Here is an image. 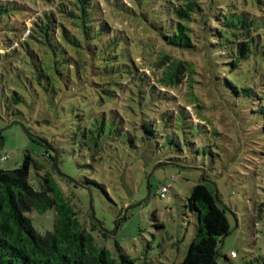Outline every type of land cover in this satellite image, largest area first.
Returning <instances> with one entry per match:
<instances>
[{
  "label": "trees",
  "instance_id": "16d2710c",
  "mask_svg": "<svg viewBox=\"0 0 264 264\" xmlns=\"http://www.w3.org/2000/svg\"><path fill=\"white\" fill-rule=\"evenodd\" d=\"M44 1V7L27 13L23 2L0 0V35H5L0 40L14 51L16 44L31 39L37 48L26 49L23 59L29 55L30 62L25 60L22 64L18 86L34 91L41 99L48 96L51 107L58 100L66 121L69 112L75 114L74 120L81 121L78 126L82 134L85 136V130L88 131L95 147L98 148L104 132L110 103L123 102L127 108L132 101L141 109L140 113L131 115L132 118L122 117V121L127 119L131 124V143L134 145L138 140L144 143L155 137L158 130H164L172 137H168L169 143H175L177 151L164 164L188 161L187 165H191L189 159L194 156L197 159L200 153L205 157L209 153L219 157L223 154L221 145L208 144V134L201 122H194L184 108L175 111L169 107L168 96L156 93V85H151L145 73L138 70L140 65L132 52L133 40L129 42L123 34L127 31L115 27L114 18L143 16L150 25L147 30L159 37L156 39L163 47L191 52L201 49L207 58L216 61L217 67L226 71L224 76L217 75L216 88L226 106H236L233 117L241 125L238 133L255 136L264 148V15H261L264 0H241L243 5L247 1L253 4L259 14L236 11L220 0ZM194 30L199 32L200 41L193 40ZM49 47L56 58H50ZM172 64L155 84L174 85L181 64L178 61ZM11 90L13 105L26 101L19 90ZM157 99L163 102L159 105L155 103ZM43 141L47 143L44 137ZM215 145L220 148L218 152L213 150ZM48 150L53 153L46 151V162L40 163L28 152L19 167L0 169V264H134L117 242L119 259L96 242L97 236L108 234L103 231L104 220L98 218L96 211L92 215L90 194L92 185L102 188L103 185L91 178L77 182L64 174L72 190V195H67L55 176L61 173L55 158L58 149L49 144ZM205 177L190 189L187 198L196 232L181 264H220L219 246L230 232L227 212ZM79 187L87 192L90 217L100 232L97 236L76 210L73 197L79 195L76 190ZM49 209L55 211L54 228L39 232L29 214L45 213ZM121 216L120 213L114 219L117 227L123 224ZM230 258L236 257L225 256L228 261Z\"/></svg>",
  "mask_w": 264,
  "mask_h": 264
},
{
  "label": "rangeland",
  "instance_id": "374dc122",
  "mask_svg": "<svg viewBox=\"0 0 264 264\" xmlns=\"http://www.w3.org/2000/svg\"><path fill=\"white\" fill-rule=\"evenodd\" d=\"M15 1L25 3L27 13L45 4L43 0ZM220 3H227L236 11L259 14L248 1L244 5L241 0H220ZM261 11L264 15V9ZM114 22L115 27L127 31L123 34L129 42L133 40L132 52L140 65L138 70L145 73L151 85H156V93L168 96V106L175 111L184 108L194 122H201L208 134V144L221 145V158L212 156L207 148L208 157L200 153L196 159L193 155L189 159L191 165H187L188 161L164 164L163 161L177 154L175 143H169L168 137H172L162 132L164 130H158L155 137L151 136L144 143L138 140L133 145L129 136V133L133 134L131 124L127 119L122 121V117L128 115L132 118L131 115L140 113L141 109L132 101L128 104L130 108H124L123 102L110 103L104 132L98 148L95 147L90 142V133L85 130V136L82 134L78 126L81 121L74 120L75 114L69 112L66 121L58 100L51 107L48 96L43 95L41 99L34 91L18 86L22 64L25 60L30 62L29 55L25 59L23 55L26 49L37 48L31 39L27 43L16 44L14 51L1 39L0 133L4 143L0 152L9 153V158L0 162V169L19 167L28 152L40 163L46 162V151L53 153V150H48L49 144L55 146L61 170L55 176L67 195H72L67 182L69 178L77 182L91 178L103 185L104 190L101 186L92 185L91 193L96 215L106 223L103 231L108 236H97L100 232L90 217L87 192L79 187L76 189L79 195L73 197L85 225L97 236V244L119 259L117 242L134 264H181L196 232L195 217L187 198L190 189L207 175L208 183L215 189L219 204L226 210L230 221V232L219 246V263L264 264V148L255 136L238 133L241 125L233 117L236 106H226L216 88L217 75L224 76L226 71L217 67L216 61L207 58L201 49L191 52L163 47L156 39L158 36L147 30L150 25L143 16H118ZM27 23L31 25L30 21ZM194 32L193 40L200 41L199 32ZM3 36L1 34L0 38ZM56 51L61 59L59 50ZM49 56L56 58L50 47ZM163 61L165 65H162ZM175 61L181 66L176 70L174 85L164 87L155 84L166 67L170 70L168 66H173ZM33 84L36 85L35 82ZM11 89L19 90L26 101L13 105ZM73 101L79 105L76 99ZM160 102L163 101L157 99L155 103L160 105ZM181 142L184 143L183 138ZM216 145L213 150L218 152L220 148ZM183 146L184 153L188 155L187 147ZM33 183L37 185L35 180ZM163 185L170 187L166 198L160 196ZM120 213L123 224L117 227L114 219ZM29 215L37 231L53 230V209L45 213L33 211ZM232 250L236 251L237 257L228 261L225 256H230Z\"/></svg>",
  "mask_w": 264,
  "mask_h": 264
},
{
  "label": "built area",
  "instance_id": "2783aa9c",
  "mask_svg": "<svg viewBox=\"0 0 264 264\" xmlns=\"http://www.w3.org/2000/svg\"><path fill=\"white\" fill-rule=\"evenodd\" d=\"M9 158V153H2L0 152V162L1 161H6ZM168 186L163 185L161 190H160V196L162 198H166V193L168 192ZM231 254L233 255V257H237V253L236 251H232Z\"/></svg>",
  "mask_w": 264,
  "mask_h": 264
},
{
  "label": "water",
  "instance_id": "95a60500",
  "mask_svg": "<svg viewBox=\"0 0 264 264\" xmlns=\"http://www.w3.org/2000/svg\"><path fill=\"white\" fill-rule=\"evenodd\" d=\"M3 143H4V140H3L2 136H1V133H0V147L3 145ZM55 158L57 159V155L55 156ZM90 206H91V210H92V215L95 216V209H94V207L92 205V196H91V194H90Z\"/></svg>",
  "mask_w": 264,
  "mask_h": 264
}]
</instances>
